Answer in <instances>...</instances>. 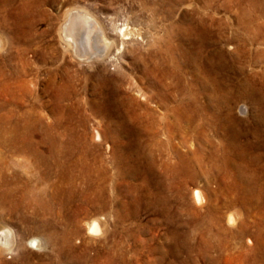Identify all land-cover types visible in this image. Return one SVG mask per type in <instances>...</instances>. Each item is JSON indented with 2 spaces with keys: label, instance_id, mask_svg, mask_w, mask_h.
<instances>
[{
  "label": "rangeland",
  "instance_id": "obj_1",
  "mask_svg": "<svg viewBox=\"0 0 264 264\" xmlns=\"http://www.w3.org/2000/svg\"><path fill=\"white\" fill-rule=\"evenodd\" d=\"M79 7L113 42L108 49L100 43L101 56L91 61L66 51L57 32L65 12ZM125 27L129 35L122 37ZM238 37L257 41L241 47ZM0 38V159L19 185L28 183L15 195L17 208L0 199V227L11 232L0 264H264V209L248 210L243 194L224 189L230 180L210 164L213 150L225 154L221 120L202 112L210 104V112L224 116L211 94L226 70L233 85L253 80L264 111V0H0ZM208 61L216 73L205 72ZM251 102L234 101L232 116L252 120L259 110ZM105 112L122 125L108 123ZM98 132L103 140L94 138ZM15 135L44 154L60 143L81 156L55 187L56 201L44 195L54 179L43 176L34 157L10 151ZM257 139L264 143V133ZM189 169L196 180L187 178ZM257 170L264 184V168ZM194 188L207 194L203 206L194 203ZM230 199L236 207H227ZM216 207L220 230L197 225L190 213H217ZM231 212L234 225L227 223ZM96 216L106 224L90 234ZM242 227L245 237L237 234Z\"/></svg>",
  "mask_w": 264,
  "mask_h": 264
},
{
  "label": "bare ground",
  "instance_id": "obj_2",
  "mask_svg": "<svg viewBox=\"0 0 264 264\" xmlns=\"http://www.w3.org/2000/svg\"><path fill=\"white\" fill-rule=\"evenodd\" d=\"M57 32H59V37L61 38V40L65 44L66 51L71 52L75 56V58H79L80 60H84V61H91V60L96 59L97 57L101 56V52L103 49L100 47V43L103 44V46H105L107 49L110 46L112 47L111 44L113 43V42H110L109 37L107 36L106 31L104 30L102 25L96 19H94V17L91 15V13L89 11H87L85 9H80V7L79 8H70L69 10H67L65 12L64 20L61 23ZM121 35H122V37H127L129 35L127 27H125L121 31ZM123 39L125 40L127 38H123ZM237 40L239 42H241V41L243 42V44H241V47H243L242 45H245L244 43L254 45L255 41H257L256 38L253 40L252 39L247 40V39H245V37L242 39H240L238 37ZM0 41H1V38H0ZM230 42L231 41H228L226 44L229 45ZM239 46H240V44H239ZM106 48L104 50H106ZM237 50L239 52L240 47H238ZM107 51L109 52V50H107ZM105 55H106V52H105ZM211 64L212 63L208 61L207 65H205V67H204L205 72L210 71L212 73L213 72L216 73L215 72L216 70L215 71L212 70V68H215L214 64H212V65ZM145 66H147V65H145ZM242 70H244V69H242ZM242 70H240V71H242ZM227 73H228L227 70L225 72H222V78H221L220 83H219L221 86L215 85V83H214V85H215L214 90L215 91L213 90V93L211 92L212 93L211 98L218 101V103L223 104L222 108H225L224 116L221 115V116L216 117V115H215L216 112H214L213 109L211 112L209 111L212 106L208 103H207L208 105H206L207 108L204 109V111H202V112L207 114L206 118L208 120L209 119H211V120L216 119L217 121H219V119H220L222 131H223V139H224L223 147H225V154L222 150H221V155L218 154V149L213 150L210 153V161H211L210 164H211L212 168L217 169L218 172H216V174H217L216 176L222 175V177L230 180V182L227 183V186L224 187V189L226 191H231V192L236 191L239 195L243 194V195L239 196V199L241 200V204L244 208H246L248 210L255 208V207L260 208V209H264V199L262 198L263 200H259V197L264 196V184L259 183V181H258L259 175H258V170H257L258 165L261 166V168H264V162H263V158H262L263 157L264 143L259 142L258 141L259 138L257 139V135H259L260 133H264V128L262 129V125H264V111L260 109L261 108L259 106L260 101L255 96L259 92V90L256 87V85H253L254 82L249 77H244L242 79L238 78L236 84H234V85H233V83L231 84V78L232 77H230V74L228 76ZM145 74H146V72H145ZM205 81L207 84L206 79H205ZM213 82H215V81H213ZM206 84H205V86H206ZM260 85H261V83H260ZM209 87H211V86H209ZM219 92L222 94H220ZM239 99H247L249 101H252L251 103H253L254 106L258 105L256 107V109L259 110V113H257V115L255 117H253L252 120L249 118L248 119L245 118L244 120H238L234 116H232L231 112L233 111V103H234V101H237ZM191 102L193 103V101H191ZM212 103H214V102L212 101ZM192 106H193V104H192ZM213 106H215V104ZM105 107H107V104L105 105ZM102 109H103V105H102ZM220 112H221V110H220ZM241 112H244V113L247 112V106L245 104L242 105ZM204 113H202V114H204ZM105 115H106L105 117L108 119V123L113 124L116 127L122 125V124H120V122L116 123L115 121H113L111 118L112 116L108 112H105ZM200 115H201V112L197 111V116H196V114H195V116L192 115L188 119V121H190L193 124V122L196 120V118L199 117ZM175 117H176V115H175ZM208 120L206 121L208 124V128L209 129L211 128L210 130L216 129L218 124H216L213 121H208ZM15 122H17V121H15ZM223 122H225V123L222 125ZM233 123L234 124L236 123L238 125V127L234 128ZM22 129H21V132H22ZM8 130H10V129H8ZM12 131L17 132L16 126H14V129H12ZM184 131H186V130H184ZM7 132H9V131H7ZM168 132L169 131H167V133ZM196 132H198V131H196ZM31 134H32V132H31ZM18 135H15V138H14V136H12L13 138L8 139L9 143H11L10 144V151H12L14 153L16 151H19V152L23 153L24 155H29V156L31 155L34 157V158L32 157L33 158L32 159L33 164L38 166V169L41 171L43 176H45L48 179H54L52 182H50L48 184L47 188L44 189V195L46 194V195L50 196L53 201H56L57 196H56V192H55V189H56L55 187L60 186L61 184L65 183V179H66L65 175H67L66 173H68V171H71V172L74 171V169L76 168V165H78V162L81 159V156L80 155L73 156L71 153V150H69L67 148V146H64L60 143H57L51 147H48L47 148L48 152L47 153L45 152V154L42 153L41 150H38L36 148H35V150L33 149L34 150L33 151L30 146L25 145V143H20V141H21L20 139L24 140L21 137L22 135L24 136V134H22L21 136H18ZM27 136H29V135H27ZM94 136H95L94 138H98L100 140H103V138L101 137V134H99V132L97 133V135H94ZM82 143H83V141H82ZM208 143L210 145H212V143H214V142L210 140V141H208ZM65 144H67V143H65ZM140 145H141V143H140ZM219 145H220V143H219ZM166 155H167V153H166ZM172 159H173V157H172ZM218 159L220 161L219 163L217 162ZM167 164H170V163L167 161ZM206 167H207V165H206ZM34 168H36V167H34ZM210 171H212V170L210 169ZM187 172H188L187 178H189L191 180H196L198 173L196 172L195 169L194 170L189 169V171H187ZM212 172H215V171H212ZM34 174H36V173H34ZM68 175H69V173H68ZM206 175L208 176V174H206ZM157 176H159V175H157ZM16 179H17L16 171L12 170L11 167H9L8 164H6L4 160L0 159V199L9 203L11 207L16 206L15 208H17V206H19L21 204L20 200L15 195H18L20 192L22 194H24L25 193V187L24 186L28 184L27 180H22L24 184L19 185L18 182L16 181ZM13 180H14V182H13ZM34 187H36V186L34 185ZM201 189H203V188H200V189L194 188L193 200H194V203L196 205L198 204V205L203 206L207 202V196H206L207 194L205 192H203ZM41 194H42V192H41ZM25 195H27V194H25ZM257 202H258V204H257ZM50 203L51 202H48V204H50ZM226 205H227V207H231V208L236 207L237 206V199L236 200L235 199L228 200V203H226ZM198 208H200V207H198ZM216 211H217V213L210 211L209 213H207L208 216L207 215L202 216L201 215V209L200 210H198L196 208L190 209V213L194 217V220L196 221L197 225L200 223H201V225L206 223L209 225L208 229H210V231L212 228L214 229V227H219V230H220V227L222 226L221 222L223 219V215L218 214V211H220L218 208L216 209ZM227 220H228V222H227L228 224L234 225L237 221L236 213L235 212L229 213V215L227 216ZM105 224H106V222L100 216L93 217V219L91 220V222L88 225V230H89L88 232L90 234L91 233L92 234L100 233L102 230H104L103 226H105ZM8 228L9 227H7V229ZM7 229H5L2 226L0 227V250L1 251L3 249H5V247L3 245L8 244V240H9L10 235H11V232ZM206 230H207V228H206ZM238 231L239 232H237V234L242 235V237H245V235L249 234L248 229L244 228V227L240 228V230H238ZM229 232H230V234H233V235L236 233L234 230H230ZM218 233L220 234V231ZM215 234H217V233L215 232ZM262 236H263V233L261 232V230L258 231V233L256 232V234L253 235L255 240H258V241H260V238ZM50 239L52 242H53V240L55 241L54 236H51ZM35 240H36V238L35 239L33 238L32 241H35ZM56 243H58V242H56ZM40 246H41V244H40ZM11 247H10V249H11ZM262 253H263V251H262Z\"/></svg>",
  "mask_w": 264,
  "mask_h": 264
},
{
  "label": "snow or ice",
  "instance_id": "obj_3",
  "mask_svg": "<svg viewBox=\"0 0 264 264\" xmlns=\"http://www.w3.org/2000/svg\"><path fill=\"white\" fill-rule=\"evenodd\" d=\"M33 246H35V243L33 244Z\"/></svg>",
  "mask_w": 264,
  "mask_h": 264
}]
</instances>
